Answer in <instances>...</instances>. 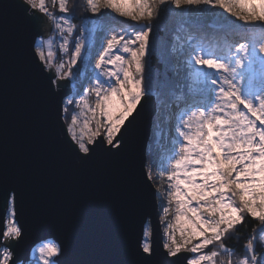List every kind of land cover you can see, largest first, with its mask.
Listing matches in <instances>:
<instances>
[{
    "label": "snow or ice",
    "instance_id": "snow-or-ice-1",
    "mask_svg": "<svg viewBox=\"0 0 264 264\" xmlns=\"http://www.w3.org/2000/svg\"><path fill=\"white\" fill-rule=\"evenodd\" d=\"M10 46L75 168L126 156L148 124L158 146L165 127L171 140L158 164L149 146L117 258L104 261L80 258L28 176L0 168V264H264V0H8L0 60ZM162 192L155 225L152 196Z\"/></svg>",
    "mask_w": 264,
    "mask_h": 264
},
{
    "label": "water",
    "instance_id": "water-1",
    "mask_svg": "<svg viewBox=\"0 0 264 264\" xmlns=\"http://www.w3.org/2000/svg\"><path fill=\"white\" fill-rule=\"evenodd\" d=\"M3 2L8 0H0ZM8 26L17 27L12 12ZM68 90L71 92L69 82ZM151 127L147 125L148 139L140 137L126 156L111 163L100 159L86 168H75L55 146L51 128L42 121L32 96L24 91L11 46L7 61L0 60V168L28 176L47 214L62 218L82 259L117 258V226L128 205L140 198L138 178ZM149 186L155 193L152 181ZM152 203L158 225L156 195ZM5 206L0 193V214Z\"/></svg>",
    "mask_w": 264,
    "mask_h": 264
},
{
    "label": "rangeland",
    "instance_id": "rangeland-1",
    "mask_svg": "<svg viewBox=\"0 0 264 264\" xmlns=\"http://www.w3.org/2000/svg\"><path fill=\"white\" fill-rule=\"evenodd\" d=\"M59 43H60V41L57 40V41H55V44H54V49L57 50V51H58ZM60 55L62 56V58H63L64 56H66V55H64V54H62V53H60ZM60 55H58V56L61 58ZM96 55H98V53H95V54L93 55V57H92V61H93V63H94V61H95ZM56 56H57V55H56ZM56 63H57V62H56ZM80 66H82L81 69L84 68L83 63H81ZM89 75H91V72H90V71H89ZM74 81H75V83L78 82V81H76V80H70V81H69V83H71V87L74 86V85H73V82H74ZM76 84H77V86H78V83H76ZM75 86H76V85H75ZM84 86H85V87H88V86H90V85H89V83H88L87 81H85V82H84ZM76 88H77V87H76ZM74 89H75V88H74ZM73 91H74V90H73ZM76 98L78 99L79 97L77 96ZM91 102H92V103L95 102V97H94V96L91 98ZM174 123H175V121L173 120V124H174ZM151 137H152V127H151V135H150V139H149L148 146H147V153L149 152V146L152 147L151 145H157L156 140L151 139ZM165 137H166V138H165L163 141L160 142V147L163 146V150H164V151L162 152V156L159 155V154H157V151H156V152H155V155L153 156V158H152V157H149L150 161H151V160H155V162L158 164L160 158L167 154V152H166V148H167V147H170V140H171V138L167 136V127H165ZM152 140H153V144L150 145V142H151ZM157 148H158V147H157ZM161 175H162V174H161L160 169H159L158 167H153V168H152V176H153V180H152V182H153V184H154V188H155V190H156L157 187H159V185H160L161 182H162L161 179H160ZM163 197H164V193L162 192V193L160 194V197H159V198L157 197V199H158V204H159V201L163 199ZM158 209H159V211H160V213H161V212H162V209L160 208V204H159V208H158Z\"/></svg>",
    "mask_w": 264,
    "mask_h": 264
},
{
    "label": "trees",
    "instance_id": "trees-1",
    "mask_svg": "<svg viewBox=\"0 0 264 264\" xmlns=\"http://www.w3.org/2000/svg\"><path fill=\"white\" fill-rule=\"evenodd\" d=\"M77 3H84V0H77ZM77 24H79L80 23V21L79 20H77V21H75ZM154 39V38H153ZM56 52H57V56H56V62L57 63H60L61 62V60L63 59V60H67V56H64L63 58H62V56L60 55V53H59V51H57L56 50ZM58 55H60L61 56V58L58 56ZM81 65V64H80ZM82 66H80V68H81ZM76 81H78V80H76ZM76 83H78V86H77V84ZM75 83V81L73 82V87H71V83H69V85H70V90H71V92H75L76 91V89L77 88H79V86H80V83H79V81L78 82H76ZM76 85V86H75ZM77 87V88H76ZM75 88V89H74ZM74 90V91H73ZM151 144H153V140L150 142V145ZM152 147H151V155H150V157H152L153 158V156L155 155V152L157 151V154H162V152L160 151V144H159V146L158 145H151ZM158 147V148H157ZM246 230H248V231H250V229H246V228H241L240 229V232L239 233H237L238 235L239 234H242V233H244ZM228 243H235V241L234 240H232V241H228ZM241 243H243L242 241H241Z\"/></svg>",
    "mask_w": 264,
    "mask_h": 264
}]
</instances>
